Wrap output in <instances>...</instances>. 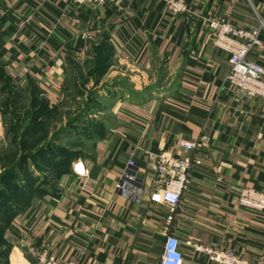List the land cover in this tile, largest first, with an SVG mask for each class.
Listing matches in <instances>:
<instances>
[{
  "label": "crops",
  "instance_id": "0c3cea01",
  "mask_svg": "<svg viewBox=\"0 0 264 264\" xmlns=\"http://www.w3.org/2000/svg\"><path fill=\"white\" fill-rule=\"evenodd\" d=\"M189 4V13L175 15L165 0H129L125 11L107 3L0 0V93L4 76L58 100L72 63L102 41L126 67L123 79L137 71L112 102L103 132L92 131L51 183L25 191L8 212L0 264H35L30 248L74 264H160L167 232L180 239L183 264H215L187 241L264 264V211L238 201L241 188L264 190V97L235 94L226 80L229 56L208 28L215 16L258 27L264 0ZM249 59L264 68V35ZM202 135L208 139L198 150L178 145ZM6 145L0 110V151ZM160 151L201 160L170 223L151 183ZM132 153L139 189L122 195L117 184ZM77 162L88 175L75 172Z\"/></svg>",
  "mask_w": 264,
  "mask_h": 264
},
{
  "label": "rangeland",
  "instance_id": "374dc122",
  "mask_svg": "<svg viewBox=\"0 0 264 264\" xmlns=\"http://www.w3.org/2000/svg\"><path fill=\"white\" fill-rule=\"evenodd\" d=\"M123 67L102 41L72 63L61 97L52 102L37 87L20 90L1 78L7 145L0 151V240L8 212L24 202L25 191L51 183L54 171L75 157L76 150L92 139V131L103 132L112 102L126 93L127 77L137 73L130 70L123 79Z\"/></svg>",
  "mask_w": 264,
  "mask_h": 264
},
{
  "label": "built area",
  "instance_id": "2783aa9c",
  "mask_svg": "<svg viewBox=\"0 0 264 264\" xmlns=\"http://www.w3.org/2000/svg\"><path fill=\"white\" fill-rule=\"evenodd\" d=\"M71 1L76 6L107 3L125 11L129 0ZM165 4L168 11L175 15L186 14L191 11L189 0H165ZM257 17L259 26L254 28L239 26L227 17L216 18L215 16L208 22L213 43L229 56L230 69L226 80L233 87L237 96L264 97V68L261 64L249 59V55L256 48L263 45L264 14H257ZM207 139L206 135H202L197 139L181 138L178 145L186 151H194L198 150ZM134 156L135 154L132 153L127 167L117 184V191L122 195L139 189L137 163ZM199 164H201V160L197 157L177 155L167 151L158 152L156 172L151 183L155 193L160 196V199L170 209L169 223L189 185L191 169L194 165ZM74 170L81 176H86L89 173L83 162H77L74 165ZM238 201L240 206L245 209L256 212L264 211V190L255 187L241 188ZM180 243L181 241L178 237L167 232L160 264H183L185 255L180 249ZM186 243L192 246L196 252L207 256L215 264H263L260 259L248 260L239 256L233 250L193 243L192 241H187ZM29 251L36 258L35 264H74L73 262L60 260L48 250L38 251L30 248Z\"/></svg>",
  "mask_w": 264,
  "mask_h": 264
},
{
  "label": "trees",
  "instance_id": "16d2710c",
  "mask_svg": "<svg viewBox=\"0 0 264 264\" xmlns=\"http://www.w3.org/2000/svg\"><path fill=\"white\" fill-rule=\"evenodd\" d=\"M4 77V76H3ZM9 79V78H8ZM11 82V81H10Z\"/></svg>",
  "mask_w": 264,
  "mask_h": 264
}]
</instances>
